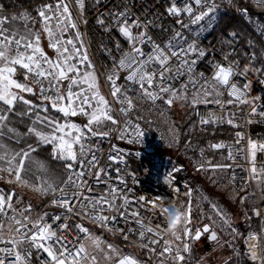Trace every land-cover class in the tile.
Returning <instances> with one entry per match:
<instances>
[{
  "label": "snow or ice",
  "instance_id": "obj_1",
  "mask_svg": "<svg viewBox=\"0 0 264 264\" xmlns=\"http://www.w3.org/2000/svg\"><path fill=\"white\" fill-rule=\"evenodd\" d=\"M257 3L264 4V0H257ZM76 4L83 15L85 0H76ZM217 8L215 0H169L165 12L181 29L199 25L195 33L199 37L206 30L202 22L207 18V27H211ZM5 11L4 4L0 3V181L13 187L8 191L0 189V264H33L34 252L44 256L38 264H101L100 258L104 264H141L135 256L122 254L114 244L95 236L84 223L70 224L73 217L93 221L110 233L119 232L125 241H129L130 235L136 237L140 248L158 253L159 264H185V254L190 256L192 253L188 240L199 241L207 234L211 241H218L219 236L212 227L215 220L195 231L190 227L193 219L190 200L182 203L185 212L183 231L177 237L169 238L165 234L167 216L154 206L157 197H165L138 192L134 173H127L132 180V187H129V180L120 167L127 165L123 150L115 146L109 150L107 162L115 165L109 168L101 163L102 149L99 145L94 149L89 141L108 139L117 133L119 139L129 144L138 142L142 145L145 130L136 122L144 119L140 114L141 106L150 105L155 109L161 102L169 110L177 104L190 106L193 111L200 105L210 104L216 105L221 112L230 106L247 107V124L264 121V95H251L252 80L249 79L250 74L258 79L264 76V63L256 66L258 60L264 59V52L257 56L253 50L248 62L241 66L240 61L234 59L236 50L232 47L238 33L230 31L224 43L231 50L223 54L222 61L213 59L209 62L210 73L198 71V64L209 53L200 48L196 40L188 42L182 31L173 29L172 35L161 43L150 33V26H156L155 18L143 22L138 17L130 19L127 9L109 13L113 17L111 24L103 17H98L97 23L108 33L114 26L123 38V43L114 41V47L106 49L111 62L105 74L110 101L101 90L99 73L68 0L42 3L35 9L36 16L27 13L3 15ZM241 11L247 14L246 9ZM184 17L189 23H185ZM17 21L23 24V30L15 26ZM160 28L164 30L162 24ZM45 40L53 56L46 51ZM248 45L255 48L251 41ZM238 78H243L244 82L240 83ZM122 79L124 83H120ZM259 82L264 84V79ZM25 94L38 96L40 103H34ZM18 104L26 106L23 111L17 110ZM113 104L119 105L118 109ZM50 109L61 114L60 118H50ZM116 111L123 121L115 116ZM133 113H136L135 121ZM196 115L202 128L217 123L241 127L235 122L236 114L231 111L227 116H218L215 111L207 116L196 111ZM11 117L30 118L26 132L12 127ZM256 117L260 121L254 119ZM73 118H83L85 123H78ZM170 131L178 143L174 123ZM24 136L34 137L40 145L51 146L50 156L62 165V177L48 175L47 164L33 157L38 151L33 144L17 150L3 142L7 137L18 144ZM242 142L244 147L235 151L233 146L223 142L210 143V149L226 150L227 160L233 163L214 164L202 159L197 168L200 171H231L237 155H241L249 165L247 181L255 182L264 196V162L258 163L264 161V140L246 138L244 132L237 131L235 144ZM204 154L205 150L201 148V158ZM134 155L139 156V153ZM33 167L43 174L35 181L29 179ZM180 171L175 168L164 181L177 195L181 188L172 186L174 174ZM230 179L234 184L235 174ZM101 184L106 190L94 193V188ZM17 189H29L42 197H52L50 206L62 212L51 216L43 212L33 217L31 203L23 209L18 208L22 197ZM250 195L255 196V192ZM187 196H192L191 190L187 191ZM247 200L248 195L241 197L242 204ZM212 209L223 224L232 229L233 240L244 237V255L249 264H264L249 244L255 240L259 246L264 241V228L243 234L232 227L231 218L217 205L212 204ZM251 211L255 217H262L260 207L253 206ZM251 218L246 215V219ZM117 221L135 227H120ZM70 229L76 232L73 239H68ZM232 247L240 256L234 244Z\"/></svg>",
  "mask_w": 264,
  "mask_h": 264
},
{
  "label": "built area",
  "instance_id": "obj_2",
  "mask_svg": "<svg viewBox=\"0 0 264 264\" xmlns=\"http://www.w3.org/2000/svg\"><path fill=\"white\" fill-rule=\"evenodd\" d=\"M240 0H215L216 4L218 5L217 12H216V19L214 20L211 27H207V18L202 23L206 26V30L202 31L197 37L195 33L199 30V25H190L189 28L181 29L180 26L176 23V20L165 12L166 7L169 4V0H99L97 3L96 0H85V9L83 15L80 14L78 6L76 4V0H68L70 9L73 12L74 18L78 22L79 29L83 34V39L85 46L88 49L89 56L93 63L96 65L97 72L99 73L100 77V84L101 90L105 96L111 101L112 98L109 95V86L105 82V74L106 71L111 67L110 57L106 49L111 50L114 47V41H121L123 43V38L119 35L116 31L115 27L113 26V31L108 33L104 30V28L97 23L98 17H103L106 23L111 24L113 17L109 15V13L115 14L117 12H122L125 9L131 14V17H138L142 22L143 21H152L155 18V27L150 26V33L158 40V42H163L167 40L172 35V30L182 31L184 36L188 38V42L192 40H196L198 46L202 49H205L209 55L202 60L198 66V71H205L206 73H210L209 62L213 59L217 61H222V56L225 52L230 51L231 48L229 45L224 43V40L228 37V33L230 31H218V27L220 26V19L223 14H228L242 22L247 30V37L246 39L243 38V35L237 31L238 39L232 45V47L236 50V55L234 59L240 61L241 66L248 62V59L251 57V52L253 50L256 51L257 56L264 52V31L263 27L257 24L256 20H253L251 17L249 8L246 6L240 5ZM50 2V0H45L43 3ZM0 3L3 4L2 0ZM250 3L259 8L264 10V4H258L257 0H250ZM5 6V5H4ZM6 9V7H5ZM241 9H246L247 14L245 15ZM84 20H87V24L83 23ZM185 23H189L187 17H184ZM163 25V31L160 28V25ZM72 35V33H69ZM251 41L255 48H249L248 42ZM48 54L53 56V52L49 49ZM247 53V56L244 54ZM115 54V53H114ZM259 61H257V67H259ZM249 79L252 80V92L251 95H264V84L259 82L260 79H264V76L260 77L259 79L254 75H249ZM240 83H243V78H238ZM120 83H124L123 79ZM38 97V96H37ZM39 98V97H38ZM227 99V96H225ZM115 109H118L119 105L113 104ZM196 111H199L202 116H207L209 112L215 111L216 114L227 116L228 112H234L235 115V122L240 124L241 127L239 129L234 128L227 123H217L211 124L213 126H220V127H228L230 129V136L221 138L218 141L212 143H220L223 142L226 145L233 146V149L242 148L244 147L243 142L240 145L235 144V133L237 131H242L245 133L246 138L250 137L255 140H264V121H260L259 117H256V123L247 124L245 121L248 118L247 114L249 109L244 107L243 109L239 107H229L227 111L221 112V110L213 104L210 105H200ZM196 111H194V118L199 122V117L196 115ZM115 116L123 121V117L120 115L118 111H116ZM102 149V160L101 163L107 165L109 168H114L115 165L108 164L107 157L109 154V150L115 146L123 150L125 153L124 159L127 161V165H120L121 170L123 173L126 174V178L129 180V187H132V180L130 177H127V173H134L137 178V189L138 192H145L151 195H160L164 196L166 199H178L186 195V188L177 184L176 182L173 184L172 187H180L181 191L177 195L172 191V188L169 187L167 184H163L160 178V175L149 165L146 163L145 158L147 156L146 148L140 146L139 144H129L126 141H122L118 138L117 133H113L112 136L108 139L97 138L95 142L92 144L93 148L95 149L96 146ZM212 153H222L226 163L232 164V161L227 160V151L226 150H214L210 149ZM138 152L139 156L134 155V153ZM205 159V157H203ZM264 161H258V163ZM249 167L246 160L241 156L237 155V159L233 164V168L231 171H228L227 176V183L228 185L235 191H241L244 188H250L252 193L255 192L256 198V207H260L262 211V217L256 218L258 223V231L261 228H264V196L261 195V192L255 182L249 183L246 179L248 173L246 169ZM235 174L236 181L233 184L231 182V175ZM115 178V173H113ZM91 183V181H90ZM104 186L101 184L99 187L94 188V193H99L100 191H105ZM58 195V193H57ZM52 197H49V203ZM51 207V206H50ZM44 211L43 209L33 210L32 215L35 217L38 214H42ZM62 210L59 208L51 207L49 211V215H53L56 213H61ZM147 215V214H145ZM70 224L72 223H84L91 232L96 230L100 233L107 234L113 237H116L124 242L130 243L134 245L138 250L143 252L146 256L145 259L138 258L141 264H159L160 257L157 254H153L146 248H140L138 246L139 241L134 236H129V241H125L122 235L119 232H108L105 228L101 227L99 224L87 220V219H78L73 217L72 220L69 221ZM116 223L119 224L120 227H135V225H126L123 221H117ZM155 223V221H154ZM71 235L68 236V239H73L76 235L74 229H70ZM250 230H247L249 232ZM128 235L127 232L124 233ZM67 235V234H66ZM244 239V238H243ZM246 251V246L242 242V252L243 255ZM247 263L249 264L247 257L244 255ZM44 256L41 253H35L33 256V264H38L39 259H43ZM187 264V262H185ZM192 264H211L207 260L203 258H199L195 260Z\"/></svg>",
  "mask_w": 264,
  "mask_h": 264
},
{
  "label": "rangeland",
  "instance_id": "obj_3",
  "mask_svg": "<svg viewBox=\"0 0 264 264\" xmlns=\"http://www.w3.org/2000/svg\"><path fill=\"white\" fill-rule=\"evenodd\" d=\"M6 4L9 6L8 10L3 13V15H19L21 13H27L31 16H36L35 9L42 4L39 0H5ZM15 26L23 30V24L19 21L15 22ZM44 46L47 51V41H44ZM34 103L39 104L40 100L38 97L32 98ZM26 106L17 105L18 111H23ZM163 111V114H161ZM140 114L144 116L141 121H136L141 124L145 130L143 136V144H139L143 147H149L154 149L153 154H147L148 156L147 164L152 167L161 177L166 178L167 174L174 170L175 168H180L181 171L175 173V181L180 182L181 186L186 187V195L180 197L182 203H187L188 200L191 201L193 207V219L192 225L190 227L195 231L196 228L202 227L204 224H210L212 220H215V224H212L213 229L219 235V243L214 245L212 249L206 252L203 248L202 240L195 241V245L200 246L198 248V253L196 258H189L187 260L190 262L194 259L203 258L210 262L211 264H246L247 261L242 252V242L243 236L233 240L232 229L227 225L223 224L219 217H217L212 209V204L217 205L227 216L232 220V227L237 229L239 232L245 234L247 230H255L257 225V220L255 216L252 215L250 220H246L244 217V207L241 203L240 196L233 190H227L223 187V177L228 175V171H200L197 168L198 163L202 162L196 156L192 154V143L190 141L191 135L194 133V129L199 124L194 118V111L190 106L181 107L179 104L174 105L170 110L166 108L161 102V104L155 108L151 109L150 105H142ZM50 118H60V114L54 112L52 109L48 113ZM136 113H133L132 118L135 121ZM12 123H16L17 127L20 129L21 133L26 132L27 127L30 126L31 120L28 117L21 119L20 117H11ZM78 123H85L83 118H73ZM151 121L152 123H148ZM175 125L176 135L179 136V142L177 143L173 132L170 131L172 124ZM188 134V141L185 145L182 144L184 135ZM26 139V140H24ZM29 136H24L21 140V144H8L10 148L20 149L24 148L29 144ZM122 140V139H121ZM95 141L91 140L90 143ZM125 141V140H122ZM190 141V143H189ZM37 143V141H35ZM33 146L38 148L36 153H33V157L37 160L43 161L47 164L49 168L48 175L52 178L57 176L62 177L59 174V170L62 169L60 162L53 160L50 156L51 146L33 144ZM59 166V167H58ZM43 175L42 173L36 172L35 168L29 173V179L35 181L37 176ZM183 178V179H182ZM13 186L7 184L5 181H0V189L8 191ZM191 190L192 196L189 198L187 196V191ZM17 192L22 197V203L18 204V208L23 209L24 206L31 203L34 209H43L44 212L49 213L50 209L44 207L46 203L45 200L48 197H42L38 193H34L29 189H17ZM223 201L225 204H222ZM43 204V205H42ZM226 205V206H225ZM92 233L98 236L102 241L107 243H112L118 247L122 254H131L135 257L142 258L141 252L132 244L120 243L116 237L100 233L93 230ZM229 241L232 243L230 244ZM239 250L240 256H237L233 252L232 245ZM101 259V264L104 261ZM230 259V260H229Z\"/></svg>",
  "mask_w": 264,
  "mask_h": 264
},
{
  "label": "trees",
  "instance_id": "obj_4",
  "mask_svg": "<svg viewBox=\"0 0 264 264\" xmlns=\"http://www.w3.org/2000/svg\"><path fill=\"white\" fill-rule=\"evenodd\" d=\"M39 1H41L43 3L45 0H39ZM2 2L5 5L6 9L8 10L9 6L6 4V1L2 0ZM239 2H240L241 6H246L249 8L251 17L253 18V20H256L257 24H259L260 26L263 27V31H264V10L253 6L250 3V0H240ZM229 30H235V31L241 33L243 35L244 39H246V37H247V30H246V28L242 22H240L239 20H237L236 18H234L231 15L223 14L221 19H220V26L218 27V31H222V32L224 31L225 32V31H229ZM262 63H264V59H261L259 61V66ZM228 136H230V129L228 127L208 125V126H204L202 128L201 125L199 124V126L195 127L194 133L191 135V138H190V141L192 143V154H193V156L194 157L196 156L197 158H199L200 149L203 148L205 150L204 157H210L213 153L210 152V150H209V144L212 142L218 141L221 138L228 137ZM187 141H188V134L184 135L181 145H185V143ZM148 156H150V155L146 156V158H145L146 162L149 158ZM37 209H39V208H37ZM37 209H35V210H37ZM117 240L120 243L130 244V243L124 242L118 238H117ZM141 254H142V258L145 259L146 258L145 254L143 252H141ZM246 264H248V263H246Z\"/></svg>",
  "mask_w": 264,
  "mask_h": 264
},
{
  "label": "crops",
  "instance_id": "obj_5",
  "mask_svg": "<svg viewBox=\"0 0 264 264\" xmlns=\"http://www.w3.org/2000/svg\"><path fill=\"white\" fill-rule=\"evenodd\" d=\"M25 96H26V98H28V99H32V98H35V97H32V96H28L27 94H25ZM196 120V119H195ZM196 122H197V120H196ZM198 124H199V122H197ZM11 126L12 127H15V128H17L18 130H20L18 127H17V125H16V123H12L11 124ZM30 137V139H29V142L31 143V144H37V143H35V141H36V139L34 138V137H32V136H29ZM24 140H26V139H24ZM3 142L4 143H6V144H17V143H15V141L14 140H9V139H7V137H5L4 138V140H3ZM95 142V141H94ZM93 142V143H94ZM92 143V144H93ZM18 144H21V143H18ZM146 149H148L150 152H149V154H153L154 153V149H152V148H149V147H146ZM199 158H201V156L199 155ZM202 159L203 158H201L200 160L202 161ZM203 160H211L212 161V163H226V161H225V159H224V156H223V154L222 153H213L210 157H205V159H203ZM59 167V166H58ZM60 172H59V174L61 175V176H63V168L61 169V170H59ZM227 176L228 175H224V177H223V187H226L227 188V190L228 191H230V189L231 190H233L229 185H228V183H227ZM160 178H161V181H162V183L163 184H166L164 181H165V179L163 178V177H161L160 176ZM183 179V178H182ZM177 184H179L180 185V182H177V181H175ZM230 188V189H229ZM246 189V190H245ZM235 193H237L239 196H240V199H241V197L242 196H245V195H248V200L246 201V202H244L243 203V207H244V217H245V219H246V215L248 216V217H250L251 215H252V211H251V208L253 207V206H256V198H255V196H252V195H250V193H252V191H251V189L250 188H244L243 190H241V191H235V190H233ZM49 198V197H48ZM180 199V198H179ZM180 201H183V200H180ZM45 202L46 203H43V204H45V206L44 207H46V208H48V209H51V207H50V203H49V199H47V200H45ZM221 203L222 204H225L223 201H221ZM42 204V205H43ZM226 206V205H225ZM38 210V209H37ZM246 220H248V219H246ZM257 225H258V223H257ZM255 230L256 231H258V226H256V228H255ZM188 242L191 244V247H192V253H191V255L190 256H188L187 254H185L186 255V262H187V264H192L195 260H197V259H194V260H192V261H188L187 260V256L190 258H196L195 256H196V254L198 253V248L200 247L198 244H197V246H198V248H197V246L195 245L196 243H195V241H192V240H188ZM230 260V259H229Z\"/></svg>",
  "mask_w": 264,
  "mask_h": 264
},
{
  "label": "clouds",
  "instance_id": "obj_6",
  "mask_svg": "<svg viewBox=\"0 0 264 264\" xmlns=\"http://www.w3.org/2000/svg\"><path fill=\"white\" fill-rule=\"evenodd\" d=\"M154 206L167 216L165 234L169 238L177 237L183 231L185 212L182 202L179 201L178 197L171 200L157 197ZM249 244L252 246L251 250L264 260V241L259 246L255 240L249 241Z\"/></svg>",
  "mask_w": 264,
  "mask_h": 264
},
{
  "label": "water",
  "instance_id": "obj_7",
  "mask_svg": "<svg viewBox=\"0 0 264 264\" xmlns=\"http://www.w3.org/2000/svg\"><path fill=\"white\" fill-rule=\"evenodd\" d=\"M54 111V110H53ZM55 112V111H54ZM61 115V114H60ZM146 152H147V154H149V150L148 149H146ZM219 236V235H218ZM201 240H202V243H203V248H204V250L206 251V252H208V251H210L211 249H212V247L214 246V245H217L218 243H219V241H220V239L218 240V241H216V242H213V241H211L209 238H208V235L207 234H205V235H202V237H201Z\"/></svg>",
  "mask_w": 264,
  "mask_h": 264
},
{
  "label": "flooded vegetation",
  "instance_id": "obj_8",
  "mask_svg": "<svg viewBox=\"0 0 264 264\" xmlns=\"http://www.w3.org/2000/svg\"><path fill=\"white\" fill-rule=\"evenodd\" d=\"M203 246V245H202Z\"/></svg>",
  "mask_w": 264,
  "mask_h": 264
}]
</instances>
